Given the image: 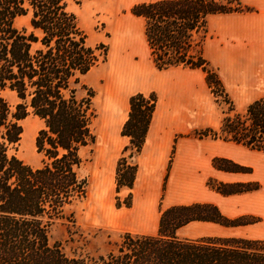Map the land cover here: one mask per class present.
<instances>
[{"label":"trees","instance_id":"1","mask_svg":"<svg viewBox=\"0 0 264 264\" xmlns=\"http://www.w3.org/2000/svg\"><path fill=\"white\" fill-rule=\"evenodd\" d=\"M87 0H0V264H264V239L202 236L182 238L180 228L193 221L239 226L251 217L230 219L211 203L173 205L161 210L157 234L126 232L106 254L68 255L61 243H51L50 230L89 192L83 172L84 150L97 141L96 91L85 76L106 60L108 45L93 46L72 9ZM254 9L242 0H154L133 5L145 20V36L159 70L200 68L215 95L228 110L218 129L194 131L198 138L222 139L264 151V96L244 112L236 110L216 68L203 54L211 15ZM30 15L31 31L17 19ZM17 97L12 104L4 95ZM158 96L136 93L129 99L121 135L129 137L116 166V191L134 187L137 156L142 152ZM40 118L35 144L41 165L31 166L18 155L29 115ZM133 161L125 155L127 151ZM173 158L170 159V165ZM214 167L231 172L249 168L224 157ZM208 185L222 194L254 190L258 184ZM130 207L131 202H125ZM72 214V213H71Z\"/></svg>","mask_w":264,"mask_h":264},{"label":"crops","instance_id":"2","mask_svg":"<svg viewBox=\"0 0 264 264\" xmlns=\"http://www.w3.org/2000/svg\"><path fill=\"white\" fill-rule=\"evenodd\" d=\"M242 2L254 10L211 15L208 35L203 42V54L218 71L236 110L240 105H245L246 109L251 102L264 96V0ZM137 18L145 22L144 18ZM134 34L135 29L130 20L118 17L114 22V38L110 47V57L114 56L110 78L120 88L121 97L116 99L110 93L107 94L106 109L109 112L110 127L116 132L120 124L125 123L132 95L155 92L158 102L144 147L139 154L138 173L133 187L143 200L138 201L136 198L132 208L125 213H118L120 222L139 219L150 230L156 229L157 225L159 227L161 213L155 211V202L163 193L164 200H174L166 208L211 203L230 219L246 216L258 220L239 226L193 221L180 228L178 235L184 228L192 226L198 232L192 238L218 236L264 239L262 153L232 141L186 136L196 128L211 127L208 114H204L200 106V99L210 90L206 73L200 68L188 66L157 69L145 32L144 43L152 66L134 61L132 56L122 54L128 47L129 35L132 37ZM199 116L205 119L201 120ZM123 137L129 143V137ZM174 147L175 156L168 169L170 153ZM214 157L231 159L249 170H219L214 167ZM166 177V188L163 191L160 185ZM209 180L257 183L259 188L222 194L208 186ZM137 182L140 184L137 185Z\"/></svg>","mask_w":264,"mask_h":264},{"label":"rangeland","instance_id":"3","mask_svg":"<svg viewBox=\"0 0 264 264\" xmlns=\"http://www.w3.org/2000/svg\"><path fill=\"white\" fill-rule=\"evenodd\" d=\"M142 1L151 0H87L80 5H72V9L78 15L81 26L88 34L89 43L93 46L101 42L107 44L108 55L105 61L100 62L85 76V81L96 91L95 106L98 111V118L95 123L97 141L94 145L86 148L83 153L87 158L83 172L89 178L88 196L83 201L73 205L68 210L67 217L57 220L50 230L51 243H61L63 250L68 255L75 253L106 254L116 248L115 244L121 240L126 232L157 234L158 231V225L156 229L150 230L139 219L133 220V222H120L119 220V214L125 213L132 208L136 198L138 201H142L143 197L138 192H135V188H123L120 192L116 191L117 162L122 156L124 147L129 143L127 138L121 135L123 124H120L118 131L112 130L108 120L109 112L106 109L107 94L110 93L116 99L121 97L120 88L110 78L111 61L114 58V56L113 58L110 57V47L114 38V22L118 17L128 18L135 29V34L132 37L129 35L128 47L125 48V53L122 54L132 56V59L136 62L142 61L144 64L152 66L148 48L144 43L145 22H142L131 12L133 5ZM16 23L20 28L26 27L28 31L32 30L30 15L19 17ZM118 54L120 53L118 52ZM4 95L12 104L16 103L17 97L14 93L4 91ZM200 104L201 111L203 110L204 114H208L210 126L215 129L219 128L229 107L223 96L221 94L215 95L210 89L207 95L200 99ZM244 109L245 105H240L237 111H243ZM199 118L201 120L205 119L202 116H199ZM22 125L24 134L17 155L31 166L38 167L41 165L42 155L37 151L35 138L43 122L32 114L22 121ZM206 127L208 126L196 128L194 131ZM194 131L186 136L195 137L193 136ZM175 152L176 149L174 147L170 153V159L171 157L174 159ZM260 152L264 159V151ZM130 153L131 150L127 151L125 155L129 161H133L134 159L129 157ZM108 154H111L114 158L113 169L110 171L112 180L104 184L103 160ZM139 159L138 155L137 161ZM170 166L169 164L168 169ZM166 180L167 177L160 185L163 191L166 188ZM139 184L140 182H137V185ZM250 184L255 185L257 183ZM99 198L102 199L105 207L101 216L96 213L97 208L100 206L97 203ZM127 201L131 202L130 207L126 206L125 202ZM171 202H174V200H164L162 193L161 197L156 199L155 202L157 214H160L161 210L166 209ZM256 221L258 220L256 219ZM197 234L198 232L192 226H188L179 232V236L182 238H192L197 236Z\"/></svg>","mask_w":264,"mask_h":264},{"label":"bare ground","instance_id":"4","mask_svg":"<svg viewBox=\"0 0 264 264\" xmlns=\"http://www.w3.org/2000/svg\"><path fill=\"white\" fill-rule=\"evenodd\" d=\"M111 126V125H110ZM24 134V132H23ZM23 134H22V137H23ZM103 137V136H102ZM109 138V137H108ZM112 138V137H111ZM106 139H107V136H106ZM107 141V140H106ZM111 144V143H110ZM106 145V144H105ZM112 146V145H111ZM106 152V151H105ZM113 169V157L111 154H108L106 157H104V160H103V181H104V184L110 182L112 180V174H111V170ZM100 171V170H99ZM100 175V174H99ZM103 183V182H102ZM100 204V206L97 208L96 210V213H99L98 216H101L102 215V211L103 209L105 208L104 207V203L102 202V199H98V202ZM96 204V203H95Z\"/></svg>","mask_w":264,"mask_h":264}]
</instances>
